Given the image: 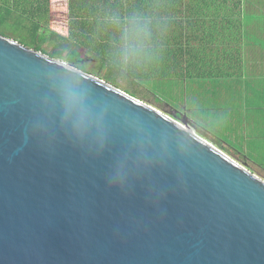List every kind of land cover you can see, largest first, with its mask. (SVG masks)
Instances as JSON below:
<instances>
[{"label":"water","instance_id":"1","mask_svg":"<svg viewBox=\"0 0 264 264\" xmlns=\"http://www.w3.org/2000/svg\"><path fill=\"white\" fill-rule=\"evenodd\" d=\"M53 70L81 71L0 35V264H264L263 179L187 116L90 74L110 146L74 148L49 129ZM134 140L146 163L113 189L105 175Z\"/></svg>","mask_w":264,"mask_h":264},{"label":"crops","instance_id":"2","mask_svg":"<svg viewBox=\"0 0 264 264\" xmlns=\"http://www.w3.org/2000/svg\"><path fill=\"white\" fill-rule=\"evenodd\" d=\"M188 10L196 24L191 52L174 50L144 76L168 81L160 106L187 116L200 135L264 180V0L200 2Z\"/></svg>","mask_w":264,"mask_h":264},{"label":"trees","instance_id":"3","mask_svg":"<svg viewBox=\"0 0 264 264\" xmlns=\"http://www.w3.org/2000/svg\"><path fill=\"white\" fill-rule=\"evenodd\" d=\"M200 2L217 0H0V22L14 18L13 37L5 36L81 71H85L84 63L90 54H104L117 68L114 53L122 25H117L113 17L137 15L147 22L150 53L155 56L147 57L151 64H157L172 58L174 50L183 55L191 52L194 45L190 37L196 24H192L188 9ZM224 2L239 5L243 0ZM173 33L178 34L175 43ZM136 68H127V73L136 74Z\"/></svg>","mask_w":264,"mask_h":264},{"label":"clouds","instance_id":"4","mask_svg":"<svg viewBox=\"0 0 264 264\" xmlns=\"http://www.w3.org/2000/svg\"><path fill=\"white\" fill-rule=\"evenodd\" d=\"M122 25L119 44L114 53L124 68L136 66L150 53L151 39L146 21L137 15L122 19L113 17ZM90 75L85 71L62 73L53 70L48 80L45 99L48 125L53 136L81 151L94 150L103 155L110 146L108 128L109 110L95 97L86 83ZM133 137L136 130H132ZM147 146L137 143L119 156L105 175V182L113 189L121 190L134 174L146 163Z\"/></svg>","mask_w":264,"mask_h":264},{"label":"rangeland","instance_id":"5","mask_svg":"<svg viewBox=\"0 0 264 264\" xmlns=\"http://www.w3.org/2000/svg\"><path fill=\"white\" fill-rule=\"evenodd\" d=\"M13 21L14 18H10L5 22H0V35L5 36L6 34L9 37H13L11 34H14L16 29L15 23H13ZM151 62L152 60L147 57L143 62L136 65V74H128L127 68L121 67L120 64H117L116 68L113 66L115 64L112 62V60H108V57H105L104 54H100V56H94L90 54L89 60L84 63V69L92 76L108 80L123 92L136 95L140 97L139 99L141 100L142 98L146 99L143 101L177 119V117H175L172 113H169L164 106H160L163 103L162 95L164 93L162 92L159 94V90L161 87L167 84L168 81H160L158 79V75L154 76L151 74L149 77L144 76L147 71V67L152 66Z\"/></svg>","mask_w":264,"mask_h":264}]
</instances>
